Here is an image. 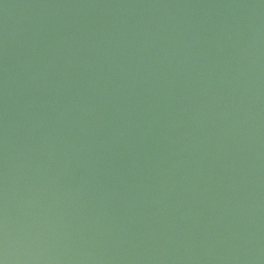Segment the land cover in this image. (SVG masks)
Returning <instances> with one entry per match:
<instances>
[{"label": "water", "instance_id": "water-1", "mask_svg": "<svg viewBox=\"0 0 264 264\" xmlns=\"http://www.w3.org/2000/svg\"><path fill=\"white\" fill-rule=\"evenodd\" d=\"M0 264H264V0H0Z\"/></svg>", "mask_w": 264, "mask_h": 264}]
</instances>
